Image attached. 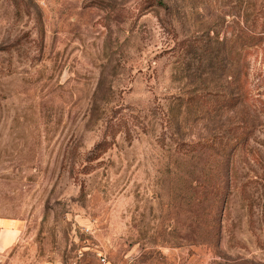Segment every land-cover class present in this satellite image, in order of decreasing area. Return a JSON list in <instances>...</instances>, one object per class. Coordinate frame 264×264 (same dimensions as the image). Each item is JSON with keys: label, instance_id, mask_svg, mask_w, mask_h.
I'll use <instances>...</instances> for the list:
<instances>
[{"label": "rangeland", "instance_id": "rangeland-1", "mask_svg": "<svg viewBox=\"0 0 264 264\" xmlns=\"http://www.w3.org/2000/svg\"><path fill=\"white\" fill-rule=\"evenodd\" d=\"M98 253L264 264V0H0V264Z\"/></svg>", "mask_w": 264, "mask_h": 264}, {"label": "built area", "instance_id": "built-area-1", "mask_svg": "<svg viewBox=\"0 0 264 264\" xmlns=\"http://www.w3.org/2000/svg\"><path fill=\"white\" fill-rule=\"evenodd\" d=\"M97 264H107L106 258L102 253L97 254ZM78 264H86V263H78Z\"/></svg>", "mask_w": 264, "mask_h": 264}, {"label": "crops", "instance_id": "crops-1", "mask_svg": "<svg viewBox=\"0 0 264 264\" xmlns=\"http://www.w3.org/2000/svg\"><path fill=\"white\" fill-rule=\"evenodd\" d=\"M4 235H8V230L4 229Z\"/></svg>", "mask_w": 264, "mask_h": 264}, {"label": "trees", "instance_id": "trees-1", "mask_svg": "<svg viewBox=\"0 0 264 264\" xmlns=\"http://www.w3.org/2000/svg\"><path fill=\"white\" fill-rule=\"evenodd\" d=\"M239 80V78H237ZM241 83V82H240ZM240 83L238 82V85H240Z\"/></svg>", "mask_w": 264, "mask_h": 264}]
</instances>
